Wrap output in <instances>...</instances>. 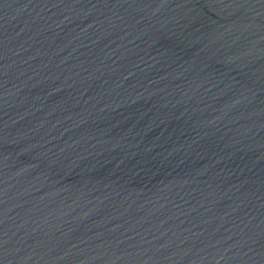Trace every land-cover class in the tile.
Masks as SVG:
<instances>
[{"label":"water","instance_id":"obj_1","mask_svg":"<svg viewBox=\"0 0 264 264\" xmlns=\"http://www.w3.org/2000/svg\"><path fill=\"white\" fill-rule=\"evenodd\" d=\"M264 78V0H142Z\"/></svg>","mask_w":264,"mask_h":264}]
</instances>
